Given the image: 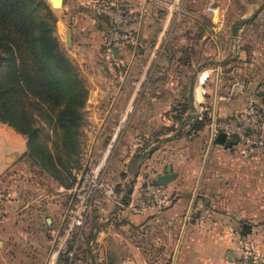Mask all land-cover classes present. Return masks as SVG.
<instances>
[{"label": "crops", "instance_id": "obj_1", "mask_svg": "<svg viewBox=\"0 0 264 264\" xmlns=\"http://www.w3.org/2000/svg\"><path fill=\"white\" fill-rule=\"evenodd\" d=\"M123 1L130 3L137 14L128 28L149 45L138 46L114 103L112 117L115 118H106L94 148L96 152L102 151L101 163L106 162L112 151L113 155L118 151L117 157L109 158L114 168L127 169L132 158L137 157L135 202L142 199L145 185H156L158 176L170 177L162 185H156L162 193L158 205L149 206L141 214L125 208L112 214V219L115 216L114 219L126 221V225H136L146 233L142 236L151 231L148 243L141 242V246L134 247L129 230L113 227L112 219L106 218L107 224L97 230L94 239L86 238L90 233L85 227L82 229L79 246L90 240L95 247L105 249L108 257L93 262L101 259L106 264H233L236 239L242 224L247 223L250 231L246 235L264 255V198H258L261 192L253 189L264 188V179H258L259 184L254 185L251 178L253 167L260 166L235 160L231 147L213 141L201 171L210 138V123L207 127L202 118L207 115L211 118L215 106L216 117L236 113L253 95L262 107L264 102L257 93L241 89L245 81L227 76L230 72L225 73L219 62L212 68L203 62L204 58L208 59V37H194L193 23L201 24V16L188 10L197 8L202 0ZM94 2L62 0L60 6H51L57 17L54 34L67 56L82 68L93 84L88 102L92 109L99 107L102 97L107 98L113 92L112 84L117 75L127 71L135 48L120 44L115 47L112 58L105 55L102 42L109 26L96 13ZM193 52L198 59L196 66ZM212 71L215 74H211ZM205 73L209 74L206 81ZM233 83L237 85L231 88ZM119 113L121 118H117ZM89 122L94 126L97 118H89ZM25 151V137L0 123V188L8 181L5 174ZM27 165L31 169V165ZM41 175L54 182L46 174ZM62 201V193L50 196L41 189L20 202V214L15 216L20 227L17 226L12 235L17 240L23 237V243L30 240L43 250L49 238L43 264L62 220ZM103 201L110 200L98 197L94 206L101 208ZM7 209L10 212L9 206ZM55 223H58L56 228ZM114 245L125 246V252L117 256L111 250ZM55 264L63 262L59 259Z\"/></svg>", "mask_w": 264, "mask_h": 264}, {"label": "rangeland", "instance_id": "obj_2", "mask_svg": "<svg viewBox=\"0 0 264 264\" xmlns=\"http://www.w3.org/2000/svg\"><path fill=\"white\" fill-rule=\"evenodd\" d=\"M36 1L39 3L38 13L47 16L50 15V8L53 6L51 0ZM263 1L264 0H202L203 3H199L200 5L197 4V8L188 9L194 13V15L201 16V24H197L196 22L193 23L194 37H199L200 35H206L208 37V59L204 58L203 62H207L209 68L214 67V65L219 62L225 73L230 72L229 74L231 75L227 74V76H232L245 81L244 86H241V89L245 90L246 88L248 91L253 92H255L256 89L260 90L264 88V7L253 20L241 25L235 38L231 35V26L237 21L252 16V14L261 6ZM53 7L57 6L54 5ZM200 12H202V15ZM208 29L216 33L219 42L213 38V35ZM193 55V62L196 66L198 61H195L198 59L195 52H193ZM0 62H2L0 64V84L10 89L4 94L3 98L14 110L17 111L14 116L18 121L23 123L22 120H25V123H27L28 126L36 128L37 136L35 143L38 148L37 152L41 154L36 156V163H34L28 158L26 148L24 155L15 162V165L4 176L5 180L8 181H6L0 189L8 196L10 212L7 213L6 219H4L3 222H0V264H43L49 244V238L45 234L43 235V238L46 239L47 237V241H45L43 250L32 245L30 240L23 243V237H19L17 240L16 236L12 235V232L15 231L16 227H20L18 225L19 219H15V216L20 214L18 212L19 207H21L20 202L30 199L32 195L34 196L38 194L41 189H44V191L49 193L50 196H56L59 193H62L63 211L61 213V219H63L73 194V188L80 180V177L85 170L94 165L104 164L106 166L107 164L105 167V178L114 183L115 196L110 198V201L101 202V208L94 206L90 213V217L85 224L86 226H84L87 229L86 232L90 233L86 238L94 239L97 230L107 224L108 221H106V218L110 220L112 219V214H116L120 209H127L126 207L129 203H136L133 191L136 189L135 186L137 183V157L134 156L132 158L131 162L128 163L129 167L127 169L114 168L112 167V164L114 163L113 161H110L109 158H113V156L114 158L117 157L119 152L116 151L113 155L112 151L106 162L104 161L100 163L99 156L102 155V151L96 152L94 148L97 141V139L94 141V138L97 134L100 123L102 119L105 118L113 99L117 95L121 83L123 81L125 82L126 79L124 80V77L126 72L122 71L120 75H117L115 78L116 82L112 84L114 89L113 92L108 94L109 97L107 98L102 97L103 99L99 103V107L92 109L89 107L88 102L93 84L90 82V79L83 74L82 68L71 60L78 69L79 86L84 89L85 96L83 106L80 110L82 121L74 135L73 142L75 147L71 148V145L64 140L63 129L51 117L46 107L35 99L28 101L19 85L15 86L13 84V80L4 64V60H1V57ZM210 73L215 74V71ZM256 93L259 95L258 97L260 98V101L262 100L264 102V94L261 91H256ZM119 94L116 100L118 99ZM262 108L264 110V107ZM113 110L114 105L107 118H115L112 117L114 114ZM93 111L97 112L96 115ZM119 115L120 113L117 115V118H121ZM89 118H97V122L94 126H90ZM210 119L212 120V117ZM184 120H186V118H184ZM0 123L13 129L7 123L1 121ZM94 151L98 154L95 155ZM230 152L234 155L235 160L238 158L241 163H252L254 165L256 164L255 166H260L253 167L254 170L251 173V178L255 181L254 185L259 184L257 183L258 179H264V146L253 150L247 158L243 157L240 148L231 147ZM46 154H50L54 159L57 157L66 161L71 172L72 186L70 188H63L51 176L46 174L40 166H38V164H41L44 168L47 167L44 163H48V159L44 158V155ZM27 164L31 165V169H29ZM41 174H46L47 177L54 180V182L50 181L48 178H44ZM253 189L261 192L258 198H264V188L254 187ZM15 212H17V214ZM114 217L112 219V226H122L124 229L129 230L134 247L136 245L141 246V242L148 243L151 240V231L148 232V235L142 236L146 233H142V230L136 225H126L124 223L126 221H122V219H114ZM48 223L50 222L48 221ZM41 225L45 227L46 224L42 222ZM54 225L56 228L58 223H55ZM26 228L29 229L30 225H27ZM33 236L36 238L35 235ZM29 237L30 236H27L26 238ZM89 241L86 245L82 246L81 244L79 246L75 260L72 264H92L97 258L106 259V256L108 257V253L105 249L95 247L94 242ZM146 248L149 247L147 246ZM111 250H114L118 254L117 256H120L126 249L125 246L114 245ZM79 261L81 263H79Z\"/></svg>", "mask_w": 264, "mask_h": 264}, {"label": "trees", "instance_id": "obj_3", "mask_svg": "<svg viewBox=\"0 0 264 264\" xmlns=\"http://www.w3.org/2000/svg\"><path fill=\"white\" fill-rule=\"evenodd\" d=\"M38 9L36 0H0V57L13 84L19 85L28 101L35 99L46 107L63 129L66 143L74 148V135L82 121L84 89L79 86L78 69L54 34L56 15L51 8L49 17ZM9 90L0 84V121L26 137L27 156L36 163V156L41 155L35 143L37 130L15 118L17 111L3 98ZM202 121L209 127L210 115ZM44 158L48 159L44 162L47 167L38 166L59 185L70 188L71 172L66 161L50 154ZM60 261L66 264L65 257Z\"/></svg>", "mask_w": 264, "mask_h": 264}, {"label": "built area", "instance_id": "obj_4", "mask_svg": "<svg viewBox=\"0 0 264 264\" xmlns=\"http://www.w3.org/2000/svg\"><path fill=\"white\" fill-rule=\"evenodd\" d=\"M94 9L102 16L109 26L102 47L105 55L113 57L116 46L129 44L148 46L146 42L138 41L137 34L128 26L137 19L130 3L123 0H95ZM208 73L203 74L206 81ZM237 83H233V86ZM264 94V88L255 90ZM212 127L214 136L223 133L233 142L232 147L240 148L243 157L247 158L255 149L264 146V110L255 95L250 96L245 107L228 116L216 117ZM101 163V162H100ZM105 165L91 166L81 175L80 180L73 188L67 213L64 214L58 229L53 234L52 251L46 264H55L60 257L66 258V264H72L79 248V239L90 213L98 197L113 198L115 185L105 178ZM162 193L153 183L145 185L143 197L136 203H129L127 209L132 213H143L149 206L159 204ZM8 196L0 191V220L6 219L8 213ZM93 264H106L98 259ZM233 264H264V255L257 249L256 243L247 235H238L236 239V254Z\"/></svg>", "mask_w": 264, "mask_h": 264}, {"label": "water", "instance_id": "obj_5", "mask_svg": "<svg viewBox=\"0 0 264 264\" xmlns=\"http://www.w3.org/2000/svg\"><path fill=\"white\" fill-rule=\"evenodd\" d=\"M51 3L52 5L54 6H60L62 4V0H51ZM264 7V1L262 2L261 6L252 14V16L248 17V18H245L243 20H240V21H237L235 23L232 24L231 26V35L233 38H235L237 36V31L238 29L241 27V25L243 24H246L248 23L249 21L253 20L257 14L260 12V10ZM210 31V33L213 35V38L219 42V39H218V36L216 35V33H214L212 30L208 29ZM137 38H138V41L140 40L139 38V35H137ZM137 48H138V43L135 45V48H134V53H133V58L128 66V69L125 73V77H124V80L126 79V76L128 74V71L132 65V61L135 57V54H136V51H137ZM219 71L220 69L218 68V73H217V82H216V90H215V98L217 99V92H218V82H219ZM124 81L121 83L120 87H119V90L117 92V95L115 96V98L113 99L108 111H107V114L105 116V118L103 119V122L101 124V126L99 127L98 131H97V134L95 135V138H94V141L97 139L98 137V134L100 133L101 129H102V126L104 124V122L106 121V118L108 116V114L110 113V110L112 109V106L114 105L115 101H116V98L122 88V85H123ZM215 116H216V106L214 107V110H213V114H212V124L214 122V119H215ZM216 142V143H219V144H222L224 145V147L228 148V147H232L233 145V142L231 140H228L226 138V136L223 134V133H219L216 137L214 136V133H213V129L212 127L210 128V138H209V143H208V147H207V151H206V154H205V159H204V162H203V166L201 168V171L203 170V167H204V164H205V161H206V157L208 155V152H209V149L212 145V143ZM200 176H201V173L199 175V178H198V181L200 179ZM170 176L169 175H164V176H158L156 178V185H162ZM67 213V212H66ZM188 219V215L186 216L185 218V221H184V225H183V228H182V232H183V229L185 227V224H186V221ZM250 231V225L247 224V223H243L242 226H241V229H240V234L241 235H246L248 232ZM182 232H181V235H182ZM181 238V236H180ZM179 238V240H180ZM52 249L50 250V253H51ZM50 255V254H49ZM49 258V256H48ZM48 261V259H47ZM46 261V263H47Z\"/></svg>", "mask_w": 264, "mask_h": 264}]
</instances>
